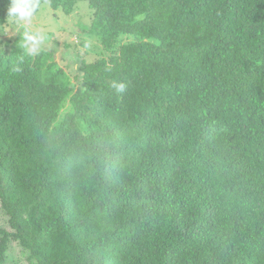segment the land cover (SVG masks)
Segmentation results:
<instances>
[{"label":"trees","instance_id":"16d2710c","mask_svg":"<svg viewBox=\"0 0 264 264\" xmlns=\"http://www.w3.org/2000/svg\"><path fill=\"white\" fill-rule=\"evenodd\" d=\"M85 1L75 82L0 39V264H264V0Z\"/></svg>","mask_w":264,"mask_h":264},{"label":"rangeland","instance_id":"374dc122","mask_svg":"<svg viewBox=\"0 0 264 264\" xmlns=\"http://www.w3.org/2000/svg\"><path fill=\"white\" fill-rule=\"evenodd\" d=\"M91 17L92 8L85 0L77 1L69 13L54 11L45 1L38 6L29 24L15 25L9 20L10 24L0 26V39L14 37L23 31L40 33L44 42L39 50L51 52L56 63L75 82L78 56L90 61L107 54L97 37L87 32Z\"/></svg>","mask_w":264,"mask_h":264},{"label":"clouds","instance_id":"9594fccd","mask_svg":"<svg viewBox=\"0 0 264 264\" xmlns=\"http://www.w3.org/2000/svg\"><path fill=\"white\" fill-rule=\"evenodd\" d=\"M37 7L35 0H9L7 21L12 20L15 25H27L31 22ZM20 42L25 52L35 54L43 44L44 37L40 33L23 31L20 34ZM117 89L123 91L124 85H118Z\"/></svg>","mask_w":264,"mask_h":264}]
</instances>
